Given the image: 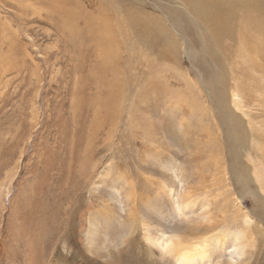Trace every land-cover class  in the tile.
Returning a JSON list of instances; mask_svg holds the SVG:
<instances>
[{
    "label": "rangeland",
    "instance_id": "1",
    "mask_svg": "<svg viewBox=\"0 0 264 264\" xmlns=\"http://www.w3.org/2000/svg\"><path fill=\"white\" fill-rule=\"evenodd\" d=\"M192 1L0 0V264H178L164 246L193 241L206 197L219 221L251 213L264 264V0H195L221 19Z\"/></svg>",
    "mask_w": 264,
    "mask_h": 264
},
{
    "label": "bare ground",
    "instance_id": "2",
    "mask_svg": "<svg viewBox=\"0 0 264 264\" xmlns=\"http://www.w3.org/2000/svg\"><path fill=\"white\" fill-rule=\"evenodd\" d=\"M210 1H212V0H210ZM206 3H208V2H206ZM208 4H211V2H209ZM191 5L193 6L194 11H195V13L197 15H202V13L207 12V11L209 13L213 14V13H217V11L219 10L220 12H218L219 15H217V18L218 19H221V13H224L222 11L223 8H220L217 5H213V6L209 7L208 10L206 8H200L198 6V1H195V0H193L191 2ZM204 18H205V16H204ZM103 30H105V27H104ZM109 31H111V30L109 29ZM112 33L113 32L111 31V34ZM93 34H94V32H93ZM221 37H222V34H220V32L215 33V38H216L215 40L216 41H217V38L220 39ZM215 46L216 47H209V48L207 47L209 49L208 56L210 55L214 61L217 60V58L219 57L218 56V46L216 44H215ZM254 53H256L255 52V48L252 51V54L253 55H254ZM220 58H221V56H220ZM113 77H115V76H113ZM106 82L107 81H104V80H98V81H96V83L95 82L94 83H95V86L96 87H100V88H102L105 91V98L108 99L107 100L108 103H109V101L110 102H114L115 100L118 101L117 99H118L119 87L117 86V79H116V77L115 78H112V80L110 82V85L113 83L112 84L113 91H112V89H107V87H106L107 83ZM217 82H219V84H222V79L220 81H217V78L214 77V79H213V85H212V86H214L213 87L214 90L217 89L216 88ZM223 86H224V84H223ZM104 87H106V88H104ZM108 87H110V86H108ZM218 87L220 88V86H218ZM220 104H222V103H220ZM219 107L222 108L221 106H219ZM222 110H226V109L225 108H222ZM106 119H107V117H106ZM108 120H106V121H108ZM107 124H108V122H107ZM87 167H88V165H87ZM89 167L91 168V165ZM79 170H80V176H82V179L83 180L85 179V183H86L87 182V178H86L87 175L85 174V165H84V163L80 164ZM88 172L90 173L89 170H88ZM89 173H87V174H89ZM78 176H79V174H78ZM121 177L124 178L123 175ZM127 177H126V179H127ZM233 180H235V183L239 184L241 187H244L245 184H247L249 182V181H245V176L244 175L243 176H240L236 172L233 173ZM133 190H134V188L132 190H130V192H129V193H131V195L127 196V198H128L127 200H130L131 205H132L131 210L129 209L130 212L128 214V217L130 219L133 217L134 222H136L135 220L138 217V215H137V212L134 210L135 209L134 200H135V197H137V194H135V192ZM193 193H194L193 190H189L188 191L187 189H185V191H183V193L179 197V200L176 203L177 204V209H178L177 210V213H180V211H181L180 209L181 208L189 210L188 208L191 207V205H195L194 204L195 203L194 202L195 201V199H194L195 196L193 195ZM233 198H234V200H237L238 201V198H235V196H233ZM201 201H203V204L201 206V209H200L199 213H196L197 216H198V218H200L199 222H194L195 224L193 226H189V228H186V231H188L190 233L195 232V238L193 239V241H186V240L183 241L182 239L177 238L178 240L176 242H174V241L171 242L170 241L169 244H165L166 245V246H164L165 252L172 253L173 254V257H175L178 260V264H196V262H197L196 259H198V261L200 260V262H201L200 264H211L210 255L208 254L209 253V248H210L209 247V244H211V242H214L219 249H222L224 247V244H225L226 240L229 237H231L233 243H235V244L238 243L236 245L237 248H234L235 247V244L232 245V248L238 249L239 254H237V255H240V256L238 257V259L236 258V260H235L234 258H232V255H230V260H228V264H250L251 262L254 261L253 260L254 258H252V257H255V256H258L257 259H261L259 257V255H258V252H248L247 249H246V247L248 246V244L250 242L249 241V233H250V231H254L256 233V238L255 239H261L262 238V234H263V230L260 228L259 225H258L259 227H257L256 225H254L253 227H251V223H252V221H251L252 219L250 217V214L251 213L248 210H245V208H242L241 206H238L237 207V212L240 213V217L242 218V221H241V218L239 217L240 219H239V221L237 223H234L233 221L225 222L226 221V218L224 216L221 218L222 220L219 221V218L217 220L212 215V213H213L212 211L213 210L209 208V204L210 203L208 202V198L206 197V198H204ZM137 208H138V206H137ZM193 208H194V206H193ZM189 211H191V210H189ZM260 211H261L260 216L262 214V216L264 218V208H263V206L260 207ZM194 212H195V210H194ZM257 218H259V216ZM257 222H258V224L259 223L262 224V221H257ZM137 223H139V222L137 221ZM141 224L143 225V222H141ZM230 228H231V230L234 229L235 231L232 232L231 230H229ZM94 234H95V231L94 230H89V229L85 233V237H86V241H87V246L88 247L91 245V240L93 239ZM67 237H68V235H67ZM174 239H176V238H174ZM255 250H257V249H255ZM259 254H260V252H259ZM263 255H264V253H263ZM243 256H244V258L239 259V258H241ZM262 259H264V257ZM263 263H264V261H263ZM214 264H220V263H214Z\"/></svg>",
    "mask_w": 264,
    "mask_h": 264
}]
</instances>
